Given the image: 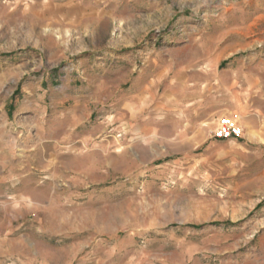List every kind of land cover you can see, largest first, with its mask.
<instances>
[{
  "label": "rangeland",
  "instance_id": "374dc122",
  "mask_svg": "<svg viewBox=\"0 0 264 264\" xmlns=\"http://www.w3.org/2000/svg\"><path fill=\"white\" fill-rule=\"evenodd\" d=\"M0 264H264V0H0Z\"/></svg>",
  "mask_w": 264,
  "mask_h": 264
},
{
  "label": "built area",
  "instance_id": "2783aa9c",
  "mask_svg": "<svg viewBox=\"0 0 264 264\" xmlns=\"http://www.w3.org/2000/svg\"><path fill=\"white\" fill-rule=\"evenodd\" d=\"M241 130L232 124L229 120H224L216 132V137L219 139H228L239 137Z\"/></svg>",
  "mask_w": 264,
  "mask_h": 264
}]
</instances>
